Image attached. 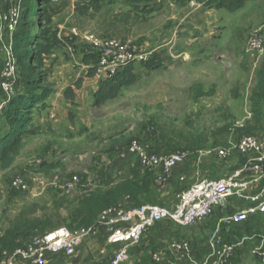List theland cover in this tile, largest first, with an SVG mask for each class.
<instances>
[{
	"label": "rangeland",
	"instance_id": "rangeland-1",
	"mask_svg": "<svg viewBox=\"0 0 264 264\" xmlns=\"http://www.w3.org/2000/svg\"><path fill=\"white\" fill-rule=\"evenodd\" d=\"M43 1H24L25 15L37 8L34 16L22 19L18 35L25 29L30 35L40 31V15L46 17L50 9L55 13L52 25L70 46L55 48L35 72L40 85L53 91L47 99L50 110L34 112V117L44 118L43 123L35 118L38 133L24 140L11 167L0 171V252L56 228L75 231L86 226L76 217L79 202L91 192L106 193L137 172L121 156L134 141L161 154L187 152L183 174L188 183L221 178L245 161L233 157L220 167L202 158L197 166L191 164L200 153L235 144L264 128V51L258 59L246 52L251 35L264 38V0H244L245 6L234 13L196 1L108 0L92 17L77 16L74 4L79 0ZM85 36L131 40L135 50L149 53L154 63L135 68L136 83L124 88L119 98L93 107L100 82L86 77L82 55L97 50ZM29 78L35 76L18 67L16 93ZM194 84L212 91L211 96L192 101L189 87ZM5 129L1 121L0 132ZM73 176L82 177V185L66 192L62 186ZM15 177L24 178L30 189L10 190ZM180 188L175 182L155 187L153 196L141 203L171 206ZM237 207L230 202L217 208L204 224L190 229L162 222L145 234L135 250L140 261L134 264H153L154 252L170 264H185V257L172 252L177 241L189 243L192 257L200 261L215 233L239 245L224 264H260L253 251L264 239V214H248L241 223L227 221ZM112 253L100 236L85 240L74 256L55 264H109Z\"/></svg>",
	"mask_w": 264,
	"mask_h": 264
},
{
	"label": "built area",
	"instance_id": "built-area-1",
	"mask_svg": "<svg viewBox=\"0 0 264 264\" xmlns=\"http://www.w3.org/2000/svg\"><path fill=\"white\" fill-rule=\"evenodd\" d=\"M24 1L0 0L2 104L16 94L18 65L14 41L23 17ZM84 39L96 47L94 78L99 82L111 78L126 67H131L134 73V69L140 64L152 59L149 53L137 52L131 40L100 41L93 36H85ZM263 51L264 38L254 33L248 40L246 52L258 59ZM121 156L131 162L134 170L152 174L157 187L171 182L180 185L175 203L171 206H134L131 205L130 199L125 197L102 210L90 225L75 231L66 227L56 228L11 251L0 252V264L59 263L74 256L85 240L100 236L105 237L107 246L113 251L109 264H126L130 259V251L142 242L149 230L162 222H169L184 229L199 227L206 222L212 211L237 200L245 201L250 208L247 211H237L228 217L227 221L241 223L248 214H264V128L258 134L242 136L235 144L210 149L198 155L199 161L209 158L221 164L233 157L245 159L239 169L232 170L221 178H196L188 183L184 174L174 176V170L187 160V152L161 154L138 141L130 143ZM82 182V177L73 176L62 189L70 192L82 185ZM9 188L12 191H27L30 185L24 178L15 177L9 182ZM237 246L239 245L224 242L223 238L215 233L208 239L207 253L200 261L194 260L191 246L186 241L174 242L171 249L176 256L186 258L185 264H224L232 257ZM253 252L259 258L260 264H264V239ZM151 261L153 264H170L158 252L151 254Z\"/></svg>",
	"mask_w": 264,
	"mask_h": 264
},
{
	"label": "trees",
	"instance_id": "trees-1",
	"mask_svg": "<svg viewBox=\"0 0 264 264\" xmlns=\"http://www.w3.org/2000/svg\"><path fill=\"white\" fill-rule=\"evenodd\" d=\"M175 1L179 4L196 1L203 3L206 8L215 7L216 9L226 10L229 13L237 12L245 6L244 0ZM43 2L48 5L50 0H44ZM107 2L108 0H79L74 4V12L80 17H92L99 13ZM36 8L37 7H31L30 13L25 15L26 9L24 5V15L22 19L26 16H34L35 13L33 12L36 11ZM54 14L55 13L50 11V9H47L46 17L40 15V24L42 25L40 31L36 32L34 35H30L26 29L19 35L17 31L14 41L17 65L18 67L22 66L30 75L35 76V79H26L21 91L10 97L4 104L0 101V122L3 121L6 127L4 132H0V171H6L14 164L23 146L24 140L27 137L38 133L39 127L35 125L34 112L45 110L48 106L47 99L53 94L51 88L40 85L39 76L36 75L35 72L43 67L45 58L50 56L55 48H68L70 46L69 39L58 36L57 30L52 25L51 19ZM20 26L21 23L19 28ZM96 62L97 53L90 52L82 55V63L84 66L88 67L86 77L89 79L94 77V66ZM153 63V59L149 60L147 62L148 67H151ZM2 71L3 62L0 58V80ZM136 81L137 78L132 73L131 67L122 69L111 78L100 82L97 90L94 92L92 106L97 108L111 100L119 98L122 94V90L133 86ZM262 83L264 84V81H262ZM80 84L81 81H78L76 86L80 87ZM68 92H70V90H67L64 94L66 97H68ZM211 94L212 91H204L199 84H194L189 87V98L194 102L204 97L211 96ZM234 168L230 171L234 170ZM138 173L139 171L133 172L130 178L117 184L106 193H89L79 202L76 217L81 218L82 224L90 225L102 210L111 206L112 203H117V199L121 196L120 201L128 197L131 205L137 206L144 204L141 203V199H147L150 194L152 195L155 184L146 175L141 179V183H138L135 180Z\"/></svg>",
	"mask_w": 264,
	"mask_h": 264
},
{
	"label": "crops",
	"instance_id": "crops-1",
	"mask_svg": "<svg viewBox=\"0 0 264 264\" xmlns=\"http://www.w3.org/2000/svg\"><path fill=\"white\" fill-rule=\"evenodd\" d=\"M73 2H74V1H73ZM71 32H74V35L78 36L77 29L73 28V29H71ZM60 34H61V33H60V31H59V32H58V36H60ZM92 79H95V78L93 77V78H91V80H92ZM45 110H46V111H49L50 109L47 107ZM52 112H54V109H52ZM35 118H38V119L40 120V122L43 123L44 118H41V117H35ZM197 158H198V157H197ZM197 158H196V160H194L195 162H193V163H191V164H194L195 166H197L198 163L200 162ZM128 161H129V160H128ZM205 161H214L213 163H214V164H217V165L220 166V167H223V165H224V164L219 163L218 161H215L214 159L206 158V159L204 160V162H205ZM244 162H245V161H243L242 164H238V166H236V167L234 168V170L239 169V168L244 164ZM185 164H186V161H185L182 165H180L179 167H177V168L174 170V176H179V175H182V174H183ZM141 176H143V174H141V172L139 171V173L137 174V177L135 178V180H136L138 183H141V179H142ZM152 176H153V175H152ZM192 176H193V175H190V178H191ZM153 177H154V176H153ZM194 179H196V178H194ZM153 183H154V180H153ZM154 184H155V183H154ZM155 187H157V186L155 185ZM255 188H256V187H254V189H255ZM254 189H253V190H254ZM235 205L238 206V207H237L238 211H247V210H249V208H250V205H249L248 203H246L245 201H243V200H237V201H235ZM141 243H142V242H141ZM141 243H140L137 247L133 248V249L130 251V259H129L128 263H126V264H134V263H137L138 261H140L139 254H136V251H135V250L140 248Z\"/></svg>",
	"mask_w": 264,
	"mask_h": 264
}]
</instances>
